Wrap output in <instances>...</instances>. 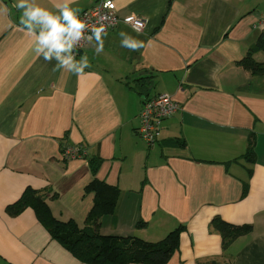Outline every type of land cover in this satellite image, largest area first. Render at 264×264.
<instances>
[{"label": "crops", "instance_id": "obj_1", "mask_svg": "<svg viewBox=\"0 0 264 264\" xmlns=\"http://www.w3.org/2000/svg\"><path fill=\"white\" fill-rule=\"evenodd\" d=\"M99 1L72 6L80 14ZM16 3L0 0V264H89L32 206L9 207L31 187L57 219L85 227L93 156L97 177L120 189L102 234L158 242L182 225L165 264H264V74L239 64L264 36V0H115L120 18L143 17L146 28L119 23L99 55L87 42L75 54L91 67L79 76L35 54ZM121 31L145 47H121ZM254 57L264 62V50ZM162 93L181 109L148 144L143 101ZM66 146L85 155L67 159ZM216 217L252 229L225 246Z\"/></svg>", "mask_w": 264, "mask_h": 264}, {"label": "trees", "instance_id": "obj_2", "mask_svg": "<svg viewBox=\"0 0 264 264\" xmlns=\"http://www.w3.org/2000/svg\"><path fill=\"white\" fill-rule=\"evenodd\" d=\"M258 49L264 50V36L259 44L239 61V64L254 75H263L264 62H258L254 57L255 51ZM247 154L251 158L254 156L252 142ZM90 159L94 177L86 186L85 191L94 193V204L85 227H79L74 220L65 222L57 219L51 212L45 195L31 187H28L23 196L9 207V211L18 213L25 207L32 206L53 237L62 242L83 262L89 264H129L135 262L165 264L175 252L179 243L180 232L184 227L182 225L177 227L158 242L145 241L135 236L102 234L99 219L104 215L116 212L120 189L105 180L99 179L97 171L101 165V160L95 156ZM146 224L143 222L141 225L145 226ZM212 225L223 234L225 246L252 229L249 225L236 226L219 217L213 219Z\"/></svg>", "mask_w": 264, "mask_h": 264}, {"label": "clouds", "instance_id": "obj_3", "mask_svg": "<svg viewBox=\"0 0 264 264\" xmlns=\"http://www.w3.org/2000/svg\"><path fill=\"white\" fill-rule=\"evenodd\" d=\"M76 0H53V8H46L36 0H17L14 5L21 10L20 23L26 29V34L32 38L33 51L46 62L56 61V66L63 68L77 76L91 67L87 55L76 59V49L82 41L92 43L95 41L97 55L104 51V40L108 35L105 27H92L80 18L79 8L72 5ZM130 23L129 20L125 21ZM89 35H85L89 32ZM133 31L140 34V28L133 26ZM120 46L130 51H138L145 47L142 40L125 31L119 33ZM215 71L210 76L215 80Z\"/></svg>", "mask_w": 264, "mask_h": 264}, {"label": "built area", "instance_id": "obj_4", "mask_svg": "<svg viewBox=\"0 0 264 264\" xmlns=\"http://www.w3.org/2000/svg\"><path fill=\"white\" fill-rule=\"evenodd\" d=\"M80 18L87 22L89 29L103 26L107 32L115 29L119 23L129 20L130 27L140 28V32L146 28V19L132 15L122 19L117 13L115 0H100L95 6L82 11ZM86 32L85 35H89ZM87 41H82L75 53L80 52ZM181 109L180 105L172 96L162 93L153 98H145L140 112V125L138 133L148 144H154L160 136L163 122ZM85 155V151L80 146H66L63 149V156L67 159Z\"/></svg>", "mask_w": 264, "mask_h": 264}]
</instances>
